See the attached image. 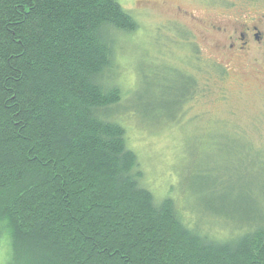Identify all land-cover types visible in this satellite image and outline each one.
Returning <instances> with one entry per match:
<instances>
[{
  "label": "trees",
  "instance_id": "trees-1",
  "mask_svg": "<svg viewBox=\"0 0 264 264\" xmlns=\"http://www.w3.org/2000/svg\"><path fill=\"white\" fill-rule=\"evenodd\" d=\"M137 28L118 0H0L3 264H264V183L262 202L189 191L207 214L193 223L144 185L116 118L126 92L104 84L118 34ZM185 73L184 104L204 87ZM217 220L228 238L200 230Z\"/></svg>",
  "mask_w": 264,
  "mask_h": 264
},
{
  "label": "rangeland",
  "instance_id": "rangeland-1",
  "mask_svg": "<svg viewBox=\"0 0 264 264\" xmlns=\"http://www.w3.org/2000/svg\"><path fill=\"white\" fill-rule=\"evenodd\" d=\"M118 3L138 28L118 34L111 71L105 73L111 78L104 84L111 81L126 92L122 107L127 110L121 107L116 118L127 130L144 185L158 197L179 200L189 223L207 214L187 208L180 200L186 194L199 198L202 191L209 202L207 196L214 200L213 194L231 191L232 199L246 194L261 201L252 185L264 183V65L250 66L228 54L227 36L217 30L232 31L249 14L263 16L264 0ZM211 64L225 73L221 82ZM185 72L204 87L184 104ZM211 181L217 186L203 190ZM223 224L217 220L199 228L228 238L229 227ZM3 257L1 251L0 264Z\"/></svg>",
  "mask_w": 264,
  "mask_h": 264
},
{
  "label": "flooded vegetation",
  "instance_id": "flooded-vegetation-1",
  "mask_svg": "<svg viewBox=\"0 0 264 264\" xmlns=\"http://www.w3.org/2000/svg\"><path fill=\"white\" fill-rule=\"evenodd\" d=\"M252 15L241 20L232 31L223 28L217 31L224 30V36H227L224 47L228 54L250 66L260 62L264 65V15L259 18Z\"/></svg>",
  "mask_w": 264,
  "mask_h": 264
}]
</instances>
